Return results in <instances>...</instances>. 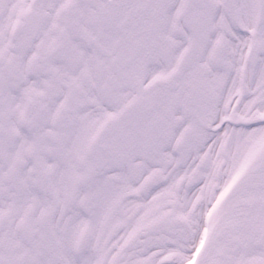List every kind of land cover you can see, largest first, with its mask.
Segmentation results:
<instances>
[{"label":"snow or ice","instance_id":"obj_1","mask_svg":"<svg viewBox=\"0 0 264 264\" xmlns=\"http://www.w3.org/2000/svg\"><path fill=\"white\" fill-rule=\"evenodd\" d=\"M0 264H264V0H0Z\"/></svg>","mask_w":264,"mask_h":264}]
</instances>
